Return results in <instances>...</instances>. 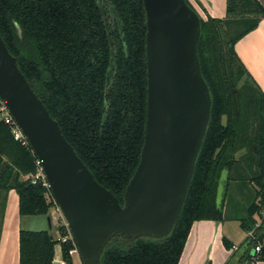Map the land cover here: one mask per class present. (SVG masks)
<instances>
[{"label": "trees", "instance_id": "obj_1", "mask_svg": "<svg viewBox=\"0 0 264 264\" xmlns=\"http://www.w3.org/2000/svg\"><path fill=\"white\" fill-rule=\"evenodd\" d=\"M261 18L264 10L257 0H226L225 18H200L197 53L212 107L180 218L162 238L112 237L100 264H177L192 223L221 219L237 143L256 158L252 174L238 184L256 182L260 188L240 219L255 239L246 240L245 262L233 258L228 264L253 260L255 241L264 242V219L257 225L254 218L264 206V93L234 44ZM145 32L142 0H0V35L18 68L82 162L120 203L144 138ZM35 158L0 117V192L16 191L20 216L49 215L45 188L22 179L36 171ZM224 171L225 192L217 206ZM59 232L65 234L63 227ZM58 243L62 260L72 264L68 250L73 244ZM55 245L47 230H20L19 264H54ZM257 259L264 260V245Z\"/></svg>", "mask_w": 264, "mask_h": 264}, {"label": "water", "instance_id": "obj_2", "mask_svg": "<svg viewBox=\"0 0 264 264\" xmlns=\"http://www.w3.org/2000/svg\"><path fill=\"white\" fill-rule=\"evenodd\" d=\"M257 2L264 10V0ZM142 3L146 119L139 162L122 203L76 154L0 35V100L40 161L82 264H100L112 237L158 239L172 231L210 121L212 100L197 53L200 15L186 0ZM223 173L220 180L225 181ZM221 191L218 184L217 206ZM46 220L50 223V215Z\"/></svg>", "mask_w": 264, "mask_h": 264}, {"label": "crops", "instance_id": "obj_3", "mask_svg": "<svg viewBox=\"0 0 264 264\" xmlns=\"http://www.w3.org/2000/svg\"><path fill=\"white\" fill-rule=\"evenodd\" d=\"M188 1L203 19L226 17V0ZM234 50L240 62L264 93V18L260 19L254 30L234 44ZM229 182L227 189L231 186H240L237 180ZM248 205L249 202L241 211L237 210L235 216H229L226 221L222 219L194 221L177 264H228L233 258L235 262H245L248 231L241 227L240 219L246 215ZM254 218L257 223L262 220L259 215H255ZM229 222H232V225ZM20 230H47L50 233L52 224L51 221L48 223L46 216L43 215L20 216L18 195L14 189H10L6 193L0 225V264H19ZM57 254L61 255L58 246L55 247L54 261H61ZM250 254L253 255L252 250ZM74 262L75 260L73 264ZM79 264L82 262L79 261ZM244 264H264V260H251Z\"/></svg>", "mask_w": 264, "mask_h": 264}, {"label": "rangeland", "instance_id": "obj_4", "mask_svg": "<svg viewBox=\"0 0 264 264\" xmlns=\"http://www.w3.org/2000/svg\"><path fill=\"white\" fill-rule=\"evenodd\" d=\"M221 121L222 123L226 124V117L223 116ZM255 159L256 158L252 156L248 148L243 146L242 143H237L235 145V152H234V161L236 163L234 168H232V170L229 171L228 178L237 181L238 180L242 181V179L244 181H247L245 178H248L252 174V171L250 169L253 168L252 160L255 161ZM6 160L8 161V158H6ZM223 174L225 175V173ZM219 175L220 173L218 174V177ZM26 177H28V175L22 176V179H25ZM224 184H225L224 180H220L219 185L222 186V191H221L222 196L225 192ZM234 187L231 186L230 188H228L224 195V201H223L224 207L222 209L221 219L225 221L228 219L229 216H235V214L238 213L236 212L237 210L241 211L243 207L248 204L252 195H255V191L259 190L260 188V186L256 182H249V181H248V187L246 186L245 183L244 185L240 184V186L237 187L234 186ZM5 196L6 195L4 194V192H0V223H1L2 213H4L3 206L5 202ZM47 199L51 201L49 213L52 215L51 218L52 231L49 234L52 237V239L56 241L55 247L57 248L58 246L61 253V244L58 243L59 238L61 236L59 232V227L62 224H64L65 219L61 214V212H58L56 210L57 206L48 195H47ZM257 201L258 199L255 200V202ZM229 224L232 225V222H229ZM68 252L72 260V264H73V260H75L74 264H79V261L81 262L76 246L72 245L68 250ZM56 256L62 260V256L60 254H57Z\"/></svg>", "mask_w": 264, "mask_h": 264}, {"label": "built area", "instance_id": "obj_5", "mask_svg": "<svg viewBox=\"0 0 264 264\" xmlns=\"http://www.w3.org/2000/svg\"><path fill=\"white\" fill-rule=\"evenodd\" d=\"M0 117L3 118V120L5 121V123H8L10 125L11 131L14 134V137L16 139H18L19 141L26 143L27 140L24 137V135L22 134V132L20 131V129L18 128V126L15 124L13 118L10 116V114L8 113L4 103L0 100ZM28 143V142H27ZM36 157V156H35ZM35 165H36V171L30 175H28L30 181L32 184H39L40 186L45 188L46 194L51 198V200L54 201L55 205L57 206L55 200L52 197L51 194V190H50V185L45 177V174L42 170L40 161L37 159V157L35 158ZM56 210L58 212H60L58 206L56 208ZM50 217L52 218V215L49 213ZM55 218V216H54ZM261 219H264V206L263 209L261 211ZM262 221V220H261ZM260 221V223H261ZM260 223H257V225H259ZM61 227H63V230L65 231V234L60 236L59 238V242L61 243H66V242H71L73 244V246L75 245V242L72 238V235L70 233V230L68 228V224L66 221H64V224L61 225ZM247 237L250 239H255V235L253 233V230L248 231ZM264 245V242H260L258 240L255 241V244L253 246L252 252H253V260H256V256L259 255V253L262 250V247ZM234 248V247H233ZM71 252V251H70ZM59 264H66L65 261L61 260L59 261Z\"/></svg>", "mask_w": 264, "mask_h": 264}]
</instances>
